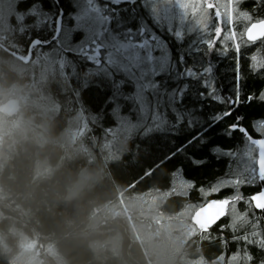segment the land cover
Listing matches in <instances>:
<instances>
[{
	"label": "trees",
	"instance_id": "1",
	"mask_svg": "<svg viewBox=\"0 0 264 264\" xmlns=\"http://www.w3.org/2000/svg\"><path fill=\"white\" fill-rule=\"evenodd\" d=\"M0 1V42L19 54L29 37L63 42L65 35L74 44L86 37V25L75 19L81 5L73 0H11L9 8ZM18 3L27 10L18 11ZM98 6L104 16L98 58L73 48L83 54L64 57L68 73L38 51L26 64L0 45V107L19 103L13 115L0 111V264H14L22 236L39 264H244L243 242L218 227L227 217L208 230L192 216L209 198L233 191L206 195L199 186L238 176L244 194L261 187L251 174L258 168L253 138L264 134V45L239 52L210 47L195 17L177 3L167 19L148 0ZM241 7L264 15V0H243ZM26 17L34 23H22ZM118 42L143 55L163 45L167 69L150 81L128 73L109 56L123 53ZM257 47L255 68L249 54ZM144 103L151 111L141 121ZM125 113L138 127L119 141L115 127ZM139 199L163 203L140 213L130 203ZM191 206L190 219L180 224ZM234 215L239 235L246 218ZM165 225L174 226L170 237L181 244L157 256L146 236L158 242Z\"/></svg>",
	"mask_w": 264,
	"mask_h": 264
},
{
	"label": "snow or ice",
	"instance_id": "2",
	"mask_svg": "<svg viewBox=\"0 0 264 264\" xmlns=\"http://www.w3.org/2000/svg\"><path fill=\"white\" fill-rule=\"evenodd\" d=\"M242 3L243 0H178V6L181 10L187 15H193L196 24L208 35L207 43L210 47L219 46L224 51L236 52H239L245 45L256 43L264 45V15H254L251 9L241 7ZM17 10L26 11L27 9L22 8L18 3ZM239 21L245 23L240 24ZM8 22L15 29L12 15L9 16ZM22 23H34V21H29L26 17ZM225 24L227 28L224 27ZM33 41H36L35 45ZM74 43V41L68 39L57 42L53 41L51 37H29L25 48L29 52L38 51L45 59L53 61L60 70L68 73L71 69L66 66L64 57H78L83 54V51L73 50ZM229 44L234 47L230 49ZM260 51L261 48L257 47L249 54L251 64L255 68L259 63L260 57L257 53ZM261 68H264V65H260ZM253 144L255 146L254 158L258 161V168L252 169L251 179L261 184L259 191L244 194L242 191L243 184L238 176L226 177L222 183H215L207 189L199 186V190H203L206 195H211L222 192L223 188L233 189L227 195L209 198L213 201L222 202L224 205L223 213L217 214L213 224L217 225L218 221L227 217L228 223H219L218 227L221 232L225 229L232 230L233 236L231 239L233 242H243L242 259L244 264H253V262L264 264V255L257 256L256 251H254L256 249L264 254V205L258 203V201L264 200V134L253 138ZM256 149H258V156L255 154ZM244 183H247V178H245ZM193 185L195 186L194 181ZM240 203L244 204L243 209L239 208ZM234 211L242 214L241 219L246 218V227L243 231H240L239 235L236 234L238 229ZM212 227L213 225H209L208 230Z\"/></svg>",
	"mask_w": 264,
	"mask_h": 264
},
{
	"label": "rangeland",
	"instance_id": "3",
	"mask_svg": "<svg viewBox=\"0 0 264 264\" xmlns=\"http://www.w3.org/2000/svg\"><path fill=\"white\" fill-rule=\"evenodd\" d=\"M6 5H11V0H5ZM148 3L153 6L159 12V14L163 15L166 19L172 18L173 11L171 10V6L175 5L178 0H148ZM5 3L3 1H0V9L4 7ZM75 19H80L81 23L83 25H86V33H85V39L81 41L82 44H74L73 48L80 49L85 48L90 49L87 50L89 54L90 59L98 58L99 50L101 49L100 43L97 42V35L96 31L100 29V27L104 24V16L101 13V9H99L98 5H81V12L78 17ZM172 24V21H169ZM80 23V24H81ZM79 24V26H80ZM91 29H94L93 31ZM91 30V31H90ZM70 33V31H67ZM63 41L66 39L70 40L68 36H63ZM96 40L98 43L97 45H94L91 43V41ZM116 41V40H115ZM119 43V42H118ZM118 48L121 47V51L123 53L120 55L117 52H112L109 54V56H113L114 59L119 60L125 70L132 75H137L143 80L150 81V77L154 75V73L165 71L169 64L168 54L165 50L166 47L163 48V45H161L160 50L156 54H152L149 52L147 55L140 54V52L136 51L135 49H132L130 46L131 44L128 43H119ZM53 62V61H51ZM114 62H116L114 60ZM19 107V105H18ZM70 110V109H69ZM71 111V110H70ZM151 111V107L148 106L146 103H144L142 110H141V121H145L146 118L149 116V112ZM76 116V115H75ZM80 117L74 118L73 123L79 121ZM119 125L116 128V131L119 135V138L117 140L121 141L129 136V130H135L138 125L133 122H129V115L127 113L120 115L118 117ZM66 144L68 145V148L72 151H78V148H75L71 143L69 139L66 140ZM160 202H158V199H145V200H131L130 203L134 208H136L140 213L146 212V210L153 209L156 205H158ZM146 209V210H144ZM194 207L191 206L186 213L181 214L179 218H181L180 224H185L187 222V217H191L193 213ZM193 217V216H192ZM173 225H165L161 229V237L158 240V242L154 241V239L151 236H146V241L148 242V246L152 252H154L157 256L164 255L168 250L170 243L172 244V247L174 249L179 248L181 244L180 237L172 238L170 237V233L172 232ZM20 247L19 250H17V254L15 256L14 264H39V260L36 257V251L34 245L27 242V240L22 236L20 237L19 244ZM37 250V249H36Z\"/></svg>",
	"mask_w": 264,
	"mask_h": 264
},
{
	"label": "water",
	"instance_id": "4",
	"mask_svg": "<svg viewBox=\"0 0 264 264\" xmlns=\"http://www.w3.org/2000/svg\"><path fill=\"white\" fill-rule=\"evenodd\" d=\"M117 2H129L130 0H115ZM60 21L58 23V31L56 33V36L59 33L60 30ZM17 102L14 100L8 101L5 105L2 106V109L7 112L10 115L15 114L17 110ZM261 205H264V200L258 201ZM224 211V205L222 202L213 201L210 200L206 204H204L202 207L197 209L193 215V219L195 223L199 227L209 228V225H214L213 222L217 218V214H222Z\"/></svg>",
	"mask_w": 264,
	"mask_h": 264
},
{
	"label": "flooded vegetation",
	"instance_id": "5",
	"mask_svg": "<svg viewBox=\"0 0 264 264\" xmlns=\"http://www.w3.org/2000/svg\"><path fill=\"white\" fill-rule=\"evenodd\" d=\"M21 1H23V0H19V2H21ZM55 1L58 2V0H55ZM134 1H137V0H130L129 2H123V3L117 2L115 0H73L72 1V5H129V4L134 3ZM41 2H42L41 0H33L32 5H44V3L43 2L41 3ZM59 21H60V25H61V27H60V30H61L62 22H63V10L62 9H60V13H59V15L57 17V21H56L57 22V31H58V23H59ZM57 36L55 35L54 38H56ZM52 40H53V38H52ZM35 43H36V41H33L34 45H35ZM0 45L3 46L8 51L9 54H11L12 56L18 58L19 60L23 61L26 64H28L29 61L35 55V52H29L28 50H26L25 54H19V53L13 51L12 49H9V48L5 47L3 45V43H1V42H0ZM22 52L24 53L25 51H22ZM13 100H15V99H13ZM15 101L18 103L17 100H15ZM18 105H19V103H18ZM2 106L0 107V111L5 112L2 109Z\"/></svg>",
	"mask_w": 264,
	"mask_h": 264
}]
</instances>
